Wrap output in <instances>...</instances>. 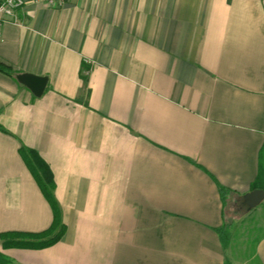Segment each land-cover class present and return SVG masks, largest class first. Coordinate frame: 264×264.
Segmentation results:
<instances>
[{
	"label": "crops",
	"instance_id": "obj_1",
	"mask_svg": "<svg viewBox=\"0 0 264 264\" xmlns=\"http://www.w3.org/2000/svg\"><path fill=\"white\" fill-rule=\"evenodd\" d=\"M15 14L0 36L10 264H227L220 187H264V0H25ZM25 72L48 76L42 96ZM22 144L51 166L66 224L43 248L1 244L54 220Z\"/></svg>",
	"mask_w": 264,
	"mask_h": 264
},
{
	"label": "trees",
	"instance_id": "obj_2",
	"mask_svg": "<svg viewBox=\"0 0 264 264\" xmlns=\"http://www.w3.org/2000/svg\"><path fill=\"white\" fill-rule=\"evenodd\" d=\"M1 69L11 72L7 66H0ZM12 73V72H11ZM20 153L28 165L30 171L38 182L44 195L50 202L54 211V220L51 226L40 232H4L1 234L2 247H22V248H43L53 245L59 241L66 232V224L62 219V209L60 203L56 197V181L54 173L49 163L43 158V156L34 148L22 144L20 147ZM263 188V182L259 180L254 184L253 188ZM222 196L226 197V188L220 187ZM225 226L220 230L222 242L225 245V241L228 238L224 237ZM225 238V239H224ZM225 240V241H224ZM0 264H10V260L0 250Z\"/></svg>",
	"mask_w": 264,
	"mask_h": 264
},
{
	"label": "rangeland",
	"instance_id": "obj_3",
	"mask_svg": "<svg viewBox=\"0 0 264 264\" xmlns=\"http://www.w3.org/2000/svg\"><path fill=\"white\" fill-rule=\"evenodd\" d=\"M224 226L227 264H251L256 244L264 235V200L249 209L242 195L226 197Z\"/></svg>",
	"mask_w": 264,
	"mask_h": 264
},
{
	"label": "water",
	"instance_id": "obj_4",
	"mask_svg": "<svg viewBox=\"0 0 264 264\" xmlns=\"http://www.w3.org/2000/svg\"><path fill=\"white\" fill-rule=\"evenodd\" d=\"M17 78L22 84L26 85L38 97L43 95L48 83V76L37 75L28 72L18 74ZM263 200V188H254L250 192L244 194V202L248 205L249 209L256 207Z\"/></svg>",
	"mask_w": 264,
	"mask_h": 264
},
{
	"label": "built area",
	"instance_id": "obj_5",
	"mask_svg": "<svg viewBox=\"0 0 264 264\" xmlns=\"http://www.w3.org/2000/svg\"><path fill=\"white\" fill-rule=\"evenodd\" d=\"M50 6L59 7L63 6L70 0H45ZM25 0H2L0 1V36L3 24L6 21L17 22L15 10L22 6Z\"/></svg>",
	"mask_w": 264,
	"mask_h": 264
}]
</instances>
